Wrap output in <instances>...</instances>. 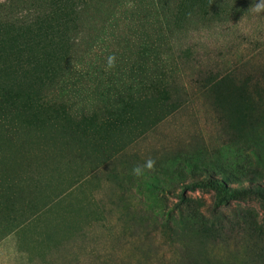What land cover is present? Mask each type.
<instances>
[{"label":"rangeland","instance_id":"obj_1","mask_svg":"<svg viewBox=\"0 0 264 264\" xmlns=\"http://www.w3.org/2000/svg\"><path fill=\"white\" fill-rule=\"evenodd\" d=\"M256 2L220 0L224 13L191 17L168 38L167 67L150 70L181 105L156 121L153 110L109 115L123 97L141 96L123 71L134 30L85 8L67 73L44 95L85 132L70 146L56 135L58 148L46 144L52 130L44 143L35 138L37 151L55 155L31 174L32 205L2 214L0 264H264V198L255 194L264 191V11H253ZM35 12L28 0H0L5 19ZM148 21L153 33L154 16ZM148 159L154 169L134 175Z\"/></svg>","mask_w":264,"mask_h":264},{"label":"trees","instance_id":"obj_2","mask_svg":"<svg viewBox=\"0 0 264 264\" xmlns=\"http://www.w3.org/2000/svg\"><path fill=\"white\" fill-rule=\"evenodd\" d=\"M28 1L36 10L28 19H5L0 14V221L5 219L2 214L12 204L32 205L28 199L31 174L46 165L42 161L44 157L55 155V149L47 152L42 147L37 151L35 138L44 143L40 141L41 134L52 130L55 136L46 138V144L58 148L54 145L56 135L62 136L70 146L77 134L85 132L66 106L48 102L44 95L67 73L74 39L83 26L87 6H97L101 15L111 18L113 28H118L123 20V27L134 30L123 43L133 45L136 52L123 58V71L127 75L133 72L142 86L141 96L123 97L121 105L109 115L123 114L128 119L136 110H153L155 121L181 105L178 98L169 101L165 97L167 89L161 78L150 70L152 66L167 67L164 46L168 38L182 31L191 17L204 20L227 9L220 0ZM241 8L235 6L233 11ZM149 15L155 20L153 33L148 32ZM227 84L222 82V88L228 87ZM155 94L161 97L156 106L150 107L147 102ZM65 155H73L70 147ZM255 194L264 198V191L257 190ZM9 230L5 227L1 235Z\"/></svg>","mask_w":264,"mask_h":264},{"label":"clouds","instance_id":"obj_3","mask_svg":"<svg viewBox=\"0 0 264 264\" xmlns=\"http://www.w3.org/2000/svg\"><path fill=\"white\" fill-rule=\"evenodd\" d=\"M253 11H255L256 13H260V12L264 11V0H258V2H256L253 6ZM115 61H116V57L114 55H109L107 57V68L111 69L112 67H114ZM154 166H155V161L152 159H148L146 161L145 165L135 166L133 168V174L136 176H141V175H143L144 168L151 170V169H154Z\"/></svg>","mask_w":264,"mask_h":264}]
</instances>
